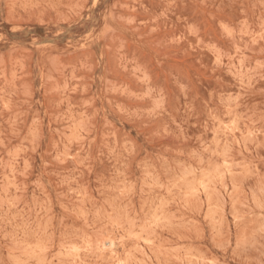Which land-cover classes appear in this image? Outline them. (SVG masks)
Masks as SVG:
<instances>
[{
	"label": "rangeland",
	"instance_id": "1",
	"mask_svg": "<svg viewBox=\"0 0 264 264\" xmlns=\"http://www.w3.org/2000/svg\"><path fill=\"white\" fill-rule=\"evenodd\" d=\"M0 264H264V0H0Z\"/></svg>",
	"mask_w": 264,
	"mask_h": 264
}]
</instances>
